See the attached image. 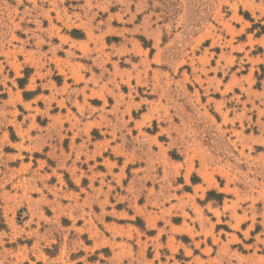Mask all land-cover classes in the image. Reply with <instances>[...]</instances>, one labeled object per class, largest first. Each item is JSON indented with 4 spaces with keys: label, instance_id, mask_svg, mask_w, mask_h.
I'll return each mask as SVG.
<instances>
[{
    "label": "rangeland",
    "instance_id": "1",
    "mask_svg": "<svg viewBox=\"0 0 264 264\" xmlns=\"http://www.w3.org/2000/svg\"><path fill=\"white\" fill-rule=\"evenodd\" d=\"M0 264H264V0H0Z\"/></svg>",
    "mask_w": 264,
    "mask_h": 264
},
{
    "label": "trees",
    "instance_id": "2",
    "mask_svg": "<svg viewBox=\"0 0 264 264\" xmlns=\"http://www.w3.org/2000/svg\"><path fill=\"white\" fill-rule=\"evenodd\" d=\"M213 196L216 197V198H219V199H216V200H220V198L222 199V197H223L222 195H216V193H214V192L209 194L210 198L213 197Z\"/></svg>",
    "mask_w": 264,
    "mask_h": 264
}]
</instances>
